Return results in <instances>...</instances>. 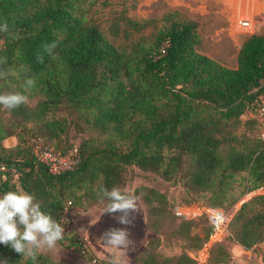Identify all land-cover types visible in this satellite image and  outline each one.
<instances>
[{"label":"trees","instance_id":"obj_1","mask_svg":"<svg viewBox=\"0 0 264 264\" xmlns=\"http://www.w3.org/2000/svg\"><path fill=\"white\" fill-rule=\"evenodd\" d=\"M97 1L0 0V23L6 20L20 36L13 40L0 33V59L7 58L0 68L14 73L2 83L15 85L8 93H23L27 78L36 81L25 93L34 105L9 110V122L0 115V195L33 194L42 211L65 229L66 204L81 208L83 202L100 201L98 188L117 187L129 166L164 180L179 178L185 187L207 195L206 207L217 208L231 199L237 175H243L244 194L264 188V142L257 134L254 139L238 138L227 130L243 120L257 132L255 121L242 115L255 96L264 95V32L241 43L236 67L229 69L197 51V24L174 11L149 35L139 34L154 22L117 18L114 35L121 32L125 42L115 45L91 21ZM54 41L55 58L43 51L44 44ZM33 132L53 142V153L75 149L76 163L49 174L27 145ZM9 136L16 140L12 149L1 144ZM72 138L78 139L75 147L68 144ZM141 190L161 197L144 188L134 192ZM199 219L207 232L194 256L212 233L205 218ZM226 230L224 239L243 250L264 242V194L243 202ZM63 240L79 252L86 250L87 260L108 264L96 260L72 230L65 231ZM220 244L210 246L202 264L212 252V264L227 263L229 255ZM143 254L142 264H195L189 255L160 259L149 249ZM0 262L33 264L5 244H0ZM35 264L59 263L39 254Z\"/></svg>","mask_w":264,"mask_h":264},{"label":"rangeland","instance_id":"obj_2","mask_svg":"<svg viewBox=\"0 0 264 264\" xmlns=\"http://www.w3.org/2000/svg\"><path fill=\"white\" fill-rule=\"evenodd\" d=\"M173 11L178 14V18L197 24L196 30L200 39L197 51L229 69L236 67V54L241 43L252 34L264 32V0H98L91 9V21L98 26L108 41L119 45L125 41L121 37V32L114 35L116 34L114 22L117 18L154 22L139 34L149 35L153 29L163 25L160 19L166 13ZM241 20L249 21V30L238 28V22ZM136 37L137 35H134V38ZM4 81L6 78L0 79L1 94H7V89L15 87L14 84H11L10 88L7 87L2 83ZM2 89L5 90L2 91ZM34 103L35 100L29 99V103L25 106H32ZM0 115L6 122L12 120L9 110L3 107L0 109ZM242 121L231 125L227 130L238 138H256L257 132L254 125L242 124ZM17 131L18 129L13 133ZM33 134L26 140L28 146L31 139H36L42 148L52 151V141L50 142L42 133L33 132ZM77 142V138H72L69 139L68 144L75 147ZM1 144L5 148L12 149L16 145V140L13 136H9ZM241 176L243 175L235 176V182L230 191L231 199L217 208L223 211L229 208L231 210L242 198L244 188ZM117 187L121 189L127 187L134 191L144 188L152 190L161 197H152L150 192L144 190L138 191L136 195L140 197L138 201L140 211L133 214L135 219L132 225L118 223L116 217L120 213L111 215L105 213L100 216L104 208V203L101 201L90 205L83 202L85 205L81 208L66 204L62 217L66 216L70 230L96 260L106 262L109 259L110 250L104 246L101 237L110 228H127L129 238L134 242L133 249H130L128 256L124 257L125 264H142L145 260L143 252L147 249L160 259H175L181 255H191L198 248L207 232L205 222L202 219L183 222L176 216L175 210L183 205L203 206L207 204V195L185 187L179 178L164 180L158 175L143 172L134 166L124 169L121 182ZM147 199L152 201L146 203ZM239 207L240 205L237 210ZM220 242V246L229 255L226 264L248 263L246 256L234 248L233 243L225 239ZM67 243L66 240H62L55 251L41 254L59 264H96L87 260L79 251L68 247ZM214 255L215 252H212L207 264H212ZM261 255L264 258V248ZM181 264L185 263L181 262Z\"/></svg>","mask_w":264,"mask_h":264},{"label":"clouds","instance_id":"obj_3","mask_svg":"<svg viewBox=\"0 0 264 264\" xmlns=\"http://www.w3.org/2000/svg\"><path fill=\"white\" fill-rule=\"evenodd\" d=\"M0 33L13 40L20 38L18 32L10 30L6 20L0 23ZM56 47L55 41L46 43L43 45V51L55 58ZM37 61L43 63V55H38ZM6 63L7 58L0 59V65ZM10 74H14L11 68L6 71L0 68V79H5ZM35 84V79L29 77L22 85L23 93L0 94V106L6 110H13L21 105H27L29 96L25 93L32 90ZM261 139H264V136ZM96 195L101 203H104L100 216L105 213L109 215L120 213L116 217L118 223L133 224L135 219L133 214L140 211L138 206L140 197L134 190L127 187L121 189L114 186L108 189L100 186ZM64 234V226L51 214L42 211L33 194L27 191H7L0 195V244L9 245L26 260H31L35 264L39 254L55 251L59 242L64 239ZM129 235L127 228H110L103 233L102 243L110 250L108 264H125L124 257L128 256V251L133 249L134 245Z\"/></svg>","mask_w":264,"mask_h":264},{"label":"built area","instance_id":"obj_4","mask_svg":"<svg viewBox=\"0 0 264 264\" xmlns=\"http://www.w3.org/2000/svg\"><path fill=\"white\" fill-rule=\"evenodd\" d=\"M238 28L240 30H249V21H239ZM242 118L255 121L257 136L262 142H264V139H261V137L264 136V95L259 94L252 99L244 111ZM29 147L36 161L39 164L45 166L48 173L52 175H57L62 171L70 169L77 161V152L75 149L66 154L53 153L51 150L42 148L41 144H39L38 140L36 139L30 140ZM260 194H264V188H259L245 193L242 196V198L244 197L243 200H241V198V201L239 200L237 204L228 212H223L222 210L214 207H197L194 205L181 206L175 210L176 216L182 220H195L198 217L203 216L207 224L212 229V233L210 234L208 241L203 246L202 250L196 256L189 254V256L195 260V264H202L206 258L210 246L214 243L220 242L228 235L226 229L229 221L235 214L237 207L243 202L247 201L249 198ZM69 230V223H67L65 226V231ZM78 241L79 243H82L81 240ZM85 251L86 250H82L80 252L81 255H83Z\"/></svg>","mask_w":264,"mask_h":264},{"label":"crops","instance_id":"obj_5","mask_svg":"<svg viewBox=\"0 0 264 264\" xmlns=\"http://www.w3.org/2000/svg\"><path fill=\"white\" fill-rule=\"evenodd\" d=\"M234 248L246 256L247 264H264V258H262L261 255L262 248H264V242L250 250H243L236 245H234Z\"/></svg>","mask_w":264,"mask_h":264}]
</instances>
